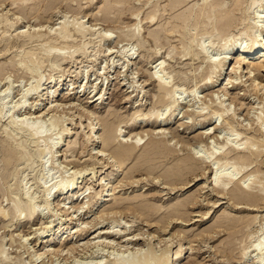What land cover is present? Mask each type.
Instances as JSON below:
<instances>
[{
	"label": "rangeland",
	"instance_id": "rangeland-1",
	"mask_svg": "<svg viewBox=\"0 0 264 264\" xmlns=\"http://www.w3.org/2000/svg\"><path fill=\"white\" fill-rule=\"evenodd\" d=\"M116 1L0 0V21L5 16L12 21L21 15V24L12 30L0 25V108L6 104L5 113L17 109L28 91H35L41 84L54 87L61 76L63 82L55 88H58L60 101L68 98L57 104V98L51 99L55 89L49 88L43 101L37 95L29 96L24 110L14 115V121L27 119L26 122L33 125L37 115L31 117L29 113L37 104L41 111L60 105L54 114L42 117L47 122L46 126L44 121L46 128L42 136L61 137L54 148L57 151L54 159L49 157V150L43 156L39 154L43 139H33L25 130L18 131L16 125L10 124L12 113L5 116L0 112V264H113L115 258L132 260L137 254H147L148 250L153 251V256L162 257L166 253V259H170L168 264H261L264 248L263 252L256 248L264 247L260 246L264 243V200L257 206L237 203L230 199V188L251 177L257 181L254 192L264 198V153L244 166V172L235 177L234 186H227L220 194L213 187L214 168L225 171L226 164L232 167L237 157L244 155L239 154V150H228V156L223 158L221 150L224 153L229 146L242 149L241 145L249 142L255 144V150L264 152V95H261L262 100L248 93L247 88L240 86V80L234 78L230 94L239 98L233 101L220 90L228 80L229 63L218 61L214 72L207 64L217 57L226 40L229 44L221 58H227L239 48L249 47L250 42L237 41L248 21L232 29L228 37L213 36L216 39L212 40L215 41L213 47L210 44L208 53L197 56V61L183 60L184 48H190L193 43L191 47L195 49L206 32H203V25L194 23L185 29L187 37L182 38L176 32L179 29L174 19L194 7L199 10L205 0H188L173 12L168 11L169 0ZM251 1L245 5L250 12L249 19L247 17L250 22L264 12L260 7L255 12ZM153 13L156 19L151 22L148 17ZM64 22L70 25L69 29L72 24L83 23L95 35L83 40L74 37L68 46L61 47L62 50L51 57L46 51L50 44L41 51L39 42L30 43L18 37L21 31L43 35L52 32L55 36ZM99 33L111 36L110 41L102 42ZM153 35L161 39L160 44H156ZM79 48H83L84 53H75ZM25 51L39 52L38 66H29V70L22 67ZM71 52L74 56H69ZM159 63H164V70L156 68ZM247 68L245 66V71ZM156 75L169 79L172 93L156 87ZM248 76L264 85V72H252ZM158 114H162L159 121L165 124L162 127L167 129V137L157 135L159 129L153 123ZM52 116L63 123L48 128ZM104 121L115 127L118 134L122 131L121 137L112 141L115 145L131 143L138 136L143 139L132 158L124 164L116 163L118 160L114 158L109 161L110 168H103V161L97 158V152L107 143L103 138ZM81 123L87 129H81ZM5 130L7 134L4 135ZM61 132L63 134L57 136ZM93 132L97 133L94 146L88 140ZM204 133L210 135L200 141ZM151 137L165 138L164 145L173 152L158 158ZM55 141L51 143L53 147L58 142ZM226 144L228 146L223 148ZM2 148L17 155L9 165L4 163ZM106 151L111 156L115 153L113 149ZM212 153L217 155H212L206 163H199L198 171L185 177L173 174L186 157L199 158ZM218 158L220 162L215 160ZM144 159L156 162L150 163L151 166L143 165ZM173 175L182 180L172 182ZM102 179L103 183H109L107 189L117 187V193L107 198H114L113 201L101 205L103 213L98 214L97 211L103 209L100 207L89 214L96 195L102 190ZM74 181L78 183L68 195L73 198L59 201L61 188ZM44 186H49V190ZM48 199L50 203L45 209ZM30 203L44 210V217L35 214L31 219H24L27 215L24 212L20 221V207ZM4 213L7 215L3 217ZM72 218L75 219L73 224ZM50 226L53 228L48 231ZM68 228L82 232L71 241L78 246L72 255L66 252L67 242L60 241ZM40 237L50 243L41 245L43 239L39 240ZM106 242L112 243L115 250L109 249ZM86 243H91L89 249L83 248ZM60 247L67 254L62 252L59 257L46 255L38 259L39 251L49 252ZM156 255L153 258L157 260ZM152 260L149 264H154ZM141 263L144 262L137 264Z\"/></svg>",
	"mask_w": 264,
	"mask_h": 264
},
{
	"label": "bare ground",
	"instance_id": "bare-ground-1",
	"mask_svg": "<svg viewBox=\"0 0 264 264\" xmlns=\"http://www.w3.org/2000/svg\"><path fill=\"white\" fill-rule=\"evenodd\" d=\"M169 1H170L171 4H170V10H168V11H172L173 12V11H176L177 9H179L185 3H187L188 0H169ZM226 1L230 2V5H228L226 3ZM247 2H248V0H205V2L202 4V6H201V8L199 10H197L194 7L196 10H194V8H193V9L187 11V9H189V8H187L186 9L187 12L186 11H185L186 13L184 12L185 15H180V16L178 15L177 17H175V19L173 18L174 19V23L176 24V27L179 29V30H176V32L180 33L181 36H183L182 38L187 37L185 29L189 25L194 24V23L197 26L198 25H201V26L203 25V32H206V33L201 37L200 41L195 46V49L192 48L193 47V43H191L192 45L190 44V48H187V49L184 48V50L182 51V54H181L182 55L181 57H182L183 60H192V61H197V56H199V55H203L204 56V55H206V53H208L210 44H212V47H213V42H215V41H212V40L215 39V38H212L213 36L228 37L230 35L232 29L238 28V27L242 26L243 24H245L246 21H248L247 22V26L245 27V30L242 32L241 35H239V38H238L237 41H245L246 40V42H250L251 43L250 45H248L249 47L248 48H243V49L239 48V49H237V51L234 50L231 54H229L227 58H221V55L224 53L223 51L226 50V48H227V46L229 44V41L226 40L225 44H223L221 46V48L219 49V51H218L219 53L216 54L217 57L216 58L214 57L211 60H209V62H207L209 70H211L212 72H214L213 70L215 69L218 61L220 62V64L229 63L228 71H227L228 80H227V82H225V84L221 85L223 87L220 90L225 94V96H230L231 97L230 99H232L233 101L237 100L239 98L237 95H235V97L234 96L232 97V94H230L229 87H230V85H232V82H234V81H232L234 78L240 80V84H241L240 86L242 88H247L246 91L248 93H252L253 95H256L257 97H259L262 100H263V97H264V96L261 97V95H264V93L261 94V92L264 91V85H262L261 83H256L257 81L255 79H252L251 77L248 76V75H251L252 72H259V73L260 72H264V36H263L264 35V12H263V16H259L257 19H254L253 21L250 22L248 20L249 19L248 14L250 12L245 7ZM250 5L252 6L254 11L256 9H258L259 7L264 9V0H252ZM22 8H24V5H23ZM25 9L26 8H24V10ZM20 10H21V8H20ZM107 10H110V9H107ZM104 12H106V10H104ZM257 12H259V11H257ZM21 13H23V11ZM6 15H8V14H6ZM20 16L21 15H19L18 17H15V20L9 21V19L7 18L8 16L4 17V15H3L2 19H3V17H4V19L2 21H0V25H3L6 28V30H8V31L12 30L13 28H15V26H19V24H21L20 23V19H21ZM137 16L139 17V15H137ZM247 17H248V19H247ZM155 19H156V16L154 15V13L149 15V17H148V20H150L151 22H154ZM68 25L69 24L67 22H64L63 26L60 27L61 30L60 31L58 30V33H56L55 36L51 34L52 32L47 34V35L46 34L43 35V34H35V33H30V34L27 33L26 34V32H22L21 31L20 33L18 32L19 33L18 37L28 39V41L30 43L31 42H39L40 43V48H41V49L40 48L39 49L41 51H43V49L48 44H50L51 46L49 47V50H46V51H48V54L51 57V56H53L52 54H55V53L59 52L60 50H62L61 47L68 46L69 43L71 42V40L74 39V37L82 38V40H83L84 38L87 39V37L92 38L95 35L93 30H91L90 28L86 27L83 23H76L75 25L72 24V28H70V29H69ZM19 29H20V27H19ZM174 34H176V33H174ZM160 35H161V33H160ZM153 36H154V39H155L154 41L156 42V44L157 45H158V43L160 44L161 39H157L158 37H156V35H153ZM260 36H263V37H260ZM110 37L111 36H109V35L107 36V34H105V35H101L100 34L99 38H101L102 42L106 43V42L110 41V39H111ZM177 37H178V35H177ZM218 38H220V37H218ZM210 41H211V43H210ZM237 41H236V43H237ZM79 52L84 53L83 52V48H79V50L76 51L75 53H79ZM75 53L71 52V53H69L70 54L69 56H71V55L74 56ZM39 55L40 54H39V52L37 53V51L36 52H34V51H27L26 52L25 51L24 55H23L24 56V61L22 63V67H24V69L29 70L30 69L29 66H31V67L32 66L33 67L38 66L37 63L39 62V58H40ZM163 65H164V63H159L156 68L164 70L163 69ZM245 66L248 67L247 71H245ZM35 72H37V71L35 70ZM37 75H39V72H38ZM255 77H253V78H255ZM244 78H245V80H243ZM168 80L169 79L165 78L164 76H157V75H156V79H155V83L157 85L156 87L160 91L167 92V94L168 93H172V90L169 89L170 82H168ZM53 82L54 81H52L50 83V85H52ZM62 82H63V80H62V76H61L60 79L58 81H56L55 86L56 85L58 86ZM249 82H251V83H250L249 86H247ZM206 85H209V84H206ZM55 86L54 87H48L45 84H41V85H39V87H37V89L35 91L34 90L33 91L32 90L28 91L27 94H25L24 101L21 102V104L19 105V107L17 109L16 108L13 109V110L11 109L10 111L5 113V108H7L6 107L7 105L5 104L6 106L3 105L0 108L1 114H4L5 116H7L8 113L9 114L12 113L11 114L12 116L9 118V120L12 119L10 121L11 126L16 125V127L18 128V131L19 130H25L26 132H28L29 136L31 138H33V139L35 137L43 139V141H41V144H39V147H40L39 148L40 149V151H39L40 153L39 154L43 156L49 150L48 155H49V157L51 155V159H54V158L57 157L56 156L57 155V151L55 152L54 150H56V149H54V148L56 147L57 144L60 143L59 140L61 139V137H56V139H55V138H52V137L47 138V136L46 137L42 136V134L44 133V129L46 128L45 125H44V121L46 122V120L43 121L42 117H44L46 115H49L51 112L54 114V111L56 112L57 108H59L60 105L59 106L57 105V106H54V107L52 106V107L48 108L47 111H41V110H39L40 105L37 104L35 107H33V109L35 108L34 112L32 113V110H33L32 109V110H30V113H29L31 117H33V115H37L36 116L37 118H33V120L35 119V123L33 125L28 124L29 122H26L27 119L22 120L21 122L14 121V117H15L14 115L18 112V110H21V111L24 110V108L27 105V103H26L27 102V98L29 96H34L35 97V95H37V98H40V100L43 101L44 100L43 98L45 97L44 93L46 91H48L49 88H54L55 89V90L53 89L54 91L51 92V99L53 100L54 98H57L56 99V103L59 102L60 101V97L57 94L58 93V88H55ZM105 94H106V92H105ZM238 95H240V94H238ZM66 98L67 97H63V99H61L60 102H65ZM162 101H164V98L162 99ZM221 105L223 106V103H221ZM27 109L28 108H26V110ZM62 109H64V108H62ZM161 116H162V114H158L156 116V118H154V123L153 124L157 125L156 128L159 129V133L157 135H160V136L162 135L163 137H167L168 136L167 135L168 134L167 133V129L162 127V125H165V124H162L161 120L159 121V119H161L160 118ZM220 116L222 118L223 114H220ZM28 121H29V119H28ZM48 122H50L48 124V128H49V126L56 127L58 124L63 123L62 120L56 119L54 116H52L51 119ZM46 126H47V122H46ZM104 126H105V130L106 131H105V136L103 138H104V140L107 143H106V146L102 150L97 152V155H98L97 158H99L100 161H103L102 162V165H103L102 167L103 168H106V167L110 168L109 164H111V163L109 161L111 159H114V158L116 160H118L116 163H121V164L126 163L128 160H130L132 158L133 152L135 151V149H137L139 146H141V143H142L143 139H141V138L139 139L138 138L139 136H138V137H136L137 140H135V141H133L131 143H129V142L121 143V142H119L117 145H115V142H112V141L114 139L116 140L117 138H120L121 134H122V131H120L119 134H118L116 132L115 127H113L111 124H109L108 121H104ZM53 127L51 129H54ZM80 127H81V129L83 128L84 130L87 129V127H85L83 123L80 124ZM49 131H50V129H49ZM63 132H65V130ZM63 132L58 133L57 136L62 135ZM3 133H4V135L7 134L6 130ZM235 133H236V131H235ZM208 135H210V134H206V133L202 134L199 137L200 141L203 140L204 136H205V138H207ZM9 137H10V135H9ZM96 137H97V133L93 132L91 137L88 139L89 141H91V143L90 142L89 143L92 144V146H94L93 144L96 143V139H95ZM97 139H99V137ZM55 140H58V142L55 143V146L53 147L54 144L52 145L51 143H54L53 141H55ZM164 140H165V138L162 139V140H159V139H156V138L155 139L152 138V140H151L152 143H153L154 153L158 156V158H160V156L170 155L171 152H173L172 148H170L166 144L164 145V143H166V142H163ZM249 140L250 139H248V141ZM37 142L40 143L39 140ZM42 144H44V145H42ZM97 146H98V144H97ZM227 146H228V144H226L223 148H225ZM241 146H243L244 148L238 149L236 147L229 146L228 149L224 153H223V150H221L222 151V153H221L222 157L224 156L223 158H225V156L226 157L228 156L227 155V151L228 150H231L232 152H235V151L239 150L240 151L239 154H244V155L240 156V157H237L238 158L237 159V163H234L232 167L229 166L230 164H226L223 167V168H225V171L223 170L224 172L223 171L222 172L219 171V170H222V169H218V171H217V169L215 170V168H214L213 173H214V171H216V173H214L215 177H214V180H213L214 181V186L213 187L219 194L222 193V192H225V190L227 189V186L230 187L231 184H233V186H234V184L236 183V181H235L236 178L235 177L240 175L242 172H244V166L248 165L251 162L253 157H259L260 155H262L264 153V152L255 150V148H254L255 144L254 143L246 142L245 144H242ZM41 147H43V148H41ZM263 147H264V145H263ZM111 149L115 150V153H114L113 156L108 154V151H106V150H111ZM2 153H3L4 157H5L4 163L7 164V165H9L12 162V160L17 156L16 153H14L13 151H11L10 149H7V148L3 149ZM214 154L212 153V154H210L211 156L210 155H206L205 157L201 156L199 158H196L194 156H188L185 159H183V161H181L182 164L180 166H178L177 168H175L173 170L174 171L173 174L180 173V174H182L181 176L185 177V176H187V175H189L191 173H194V172L198 171V164L199 163H201V162L206 163V160H208L210 158L212 159V155L214 156ZM215 155H217V153ZM65 157L68 159L67 156H65ZM95 157H96V155H95ZM215 160L219 161V158L215 159ZM29 161L30 160H27V162H29ZM154 161L156 162V160H153V159H146V160L144 159V160L141 161V163L143 165H146V164L150 165V163L152 164V163H154ZM217 162H215L214 164H218ZM53 165H55V164H53ZM215 167L217 168V166H215ZM219 167L222 168L221 166H219ZM211 169H213V168L211 167ZM231 170H233V171H231ZM94 174H96V172ZM173 176L174 177L171 179V181L174 182V183L177 182V181L182 180L180 178L178 179V175L177 176L173 175ZM79 179H80V177H79ZM254 179H255V177H254ZM103 180L104 179H102V184H101L102 190L96 195V197L94 199V202L92 203V205H91V207H90V209L88 211L89 214H92V212L94 210L100 209V207L103 208V209H100L97 212H98V214L99 213H103L104 212V207H102L101 205L103 203L107 202L108 200H111V199H107V198L109 196H110V198H111V196L114 197L116 189H118L117 187L113 188L112 190H110L111 187L109 189H107V186H108L109 183L105 184V182L103 183ZM243 180L244 181L241 180L242 182L239 181L238 182L239 184H235L237 186H234L233 188H230L231 189L230 192L232 194L230 199L236 201L237 203L239 202L240 204L244 203V204L249 205V206H257L260 202H262L264 200V198L259 193L257 194V193L254 192L253 186H256V184H257L256 179L253 180L250 177L247 180H245V179H243ZM223 182L226 183V184L224 185ZM77 183L78 182L74 181V182H71L69 185L61 188V192L62 193L60 195V200L59 201H63L64 202L66 200L72 199L73 196L72 197H68V195L71 193V191H73V189L75 188V185ZM174 183H170V184H174ZM0 184H1V182H0ZM259 184H260V182H259ZM45 186H44V188H47V189L49 188V186L48 187H45ZM89 189L90 188H88V190ZM113 200H114V198L111 201H113ZM49 203H50V201L48 199L46 201V204H45V209H48ZM33 205L34 204L30 203V204H27L26 207H20V210H21L20 211L21 212V216H20V219H19L20 221L22 220L21 217L23 216L24 212L27 213V215L24 217V219L25 218L31 219L35 214H40L41 216L44 215V210H38L36 208V206H33ZM17 206H18V204L16 205V207ZM83 207H84V205H83ZM114 209H116V207H114ZM17 211H18V209H17ZM6 215L7 214L4 213L3 217L6 216ZM50 217H52L51 212H50ZM74 220H75L74 218H72L70 220L71 224H73ZM50 228H53V227L50 226L48 228V231H49ZM80 235H82V232L80 230L76 229V228H68L65 231V233L63 234V238L60 241L61 242L62 241L67 242V243H65V244H67L66 245L67 247L66 246H62V247H66L67 248L66 252L68 253V255H72V254H74L77 251L78 246L76 247V245H72L71 241H73L75 236H80ZM95 237H94V239H95ZM41 239H43V240H41ZM39 240H41V242H40L41 245H43V244L48 245L50 243L49 242L50 240H46L44 237H40ZM86 244L87 245L84 244L85 246L83 248H85V249L88 248L89 249L90 248L89 245H91V243L89 245H88V243H86ZM106 244H107V246H109V249H112V251L115 250V249H113L114 245H112V243L108 244L106 242ZM259 244H260V242H259ZM259 244L257 246H259ZM261 245H264V243L260 244V246ZM44 247H46V246H44ZM62 247H60L59 249H55V250L54 249L53 250H48L49 252H44L45 250L42 252V250H41L38 253V259H42L46 255H49V257L50 256L59 257V255L62 252L63 253L65 252V249H64V251L61 250V249H63ZM117 247H123V246H119L118 245ZM124 248L125 247H123V249ZM259 248L257 247L256 250L257 249L261 250L264 247L261 246V248L260 249ZM145 252L146 253L148 252V253L145 254L143 252L144 255H143V253L142 254H137L136 256L134 255L135 257L132 260H129V258L128 259L126 258L127 260H129V262L126 259L124 260L123 257H121V259H117V258L113 259L114 261H112V263L113 264H125L127 262V264H137L138 262H144V263L149 264V261L154 259L153 257L156 254L153 256V251H151V250L150 251L148 250V251H145ZM261 252H263V250H261ZM2 254H5V253H2ZM164 254L162 255V257H160L159 255L158 256L156 255L158 259L157 260L154 259L156 261L152 260L154 262V264H168V260H170V259L167 260L166 259V257H167L166 253H164ZM178 254H180V252ZM5 257L3 256V260L4 261H6ZM124 261H126V262H124ZM263 262L264 261L262 260V263Z\"/></svg>",
	"mask_w": 264,
	"mask_h": 264
}]
</instances>
